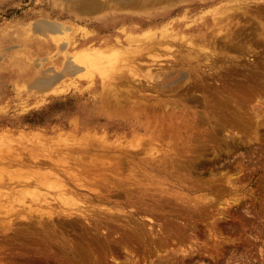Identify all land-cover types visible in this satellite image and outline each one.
Segmentation results:
<instances>
[{"label": "rangeland", "instance_id": "obj_1", "mask_svg": "<svg viewBox=\"0 0 264 264\" xmlns=\"http://www.w3.org/2000/svg\"><path fill=\"white\" fill-rule=\"evenodd\" d=\"M72 1L0 0V264H264V0Z\"/></svg>", "mask_w": 264, "mask_h": 264}, {"label": "bare ground", "instance_id": "obj_2", "mask_svg": "<svg viewBox=\"0 0 264 264\" xmlns=\"http://www.w3.org/2000/svg\"><path fill=\"white\" fill-rule=\"evenodd\" d=\"M72 1V0H71ZM80 3H81V7L83 8V9H92V10H94V11H96L97 12V10L100 12V9H103V8H105V6H107V5H104L103 3H101V2H99V0H78ZM107 1H109V0H107ZM113 1V0H112ZM73 2V1H72ZM106 2V1H105ZM79 3V4H80ZM119 5L120 6H124V7H139L140 6V0H120L119 2ZM117 3V4H118ZM71 4V3H70ZM107 4V3H106ZM116 4V5H117ZM73 5V4H72ZM119 6V7H120ZM77 7H79L78 5H77ZM80 7V8H81ZM74 8V7H73ZM131 8V9H132ZM146 8V7H145ZM259 9V8H258ZM74 10V9H73ZM79 10V9H78ZM85 10V11H86ZM75 11V10H74ZM81 11H83V10H81ZM84 11V13H86ZM78 12V11H77ZM263 12V11H262ZM91 13H93L92 11H91ZM264 13V12H263ZM80 14V13H79ZM95 14V13H94ZM92 15V14H91ZM127 17V16H126ZM125 17V18H126ZM124 19V18H123ZM112 21V20H111ZM121 21V20H120ZM43 22H45V21H43ZM51 22H53V21H51ZM113 22V21H112ZM116 22V21H115ZM123 22V21H122ZM116 24V23H115ZM125 24V23H124ZM60 25V24H59ZM59 25H57V24H51V23H39V24H37V25H35V27H36V30L37 31H40V32H42V33H46V32H48V31H52V32H56V33H61V32H63V29H62V26H61V28L59 27ZM126 25V24H125ZM33 26H34V24H33ZM59 27V28H58ZM123 29H125V28H123ZM35 30V29H34ZM130 30V29H129ZM132 31V30H131ZM125 32V31H124ZM49 33H51V32H49ZM53 33V34H54ZM63 33H65V32H63ZM62 34V33H61ZM66 34V33H65ZM45 35V34H44ZM46 36V35H45ZM61 38V37H60ZM135 39V38H134ZM133 39V40H134ZM131 40V39H130ZM136 41V40H135ZM34 43V42H33ZM38 43V42H37ZM64 44V43H63ZM63 46V45H62ZM63 48V47H62ZM104 51L103 50H100V49H98V50H94V51H85V52H82V53H80V54H78V57L79 58H81V59H83V60H88V61H91L92 59H96L97 61H99L100 63H103V62H106V60H105V58L104 57H102V53H103ZM67 57H69V55L67 56ZM75 59H76V56H74V57H70L69 58V64L66 66V68H67V71H70V73H72V74H75V73H79V71H81V70H83L84 69V66L82 67V65H79L78 63H76V61H75ZM104 64V63H103ZM21 65H23V64H21ZM65 65H66V63H65ZM65 68V69H66ZM64 70V69H63ZM47 72H49V71H47ZM54 72V71H53ZM63 72V71H62ZM62 72H60V73H62ZM64 72H65V70H64ZM51 73V72H50ZM55 74H57L56 73V70H55V72H54ZM69 73V72H68ZM134 74V73H133ZM50 75V74H49ZM55 76V75H54ZM65 76V75H64ZM55 81V78H53V79H42L41 81H39V85H41V86H46V85H48V84H50V83H52V82H54ZM36 84H38V83H36ZM34 85V84H33ZM37 86V85H36ZM111 99V98H110ZM1 152V151H0ZM8 152H10V151H8ZM4 153H6V152H4ZM11 153V152H10ZM4 157V156H3ZM48 183V182H47ZM50 187H51V185L50 184H48ZM9 187V186H8ZM28 192H29V190H27ZM26 193L27 192H25V196H23L24 197V199H25V197L27 196L26 195ZM36 193V192H35ZM3 194V193H2ZM28 194H30V196H31V193H28ZM33 195V194H32ZM38 196V195H37ZM36 196V197H37ZM39 197V196H38ZM23 199V200H24ZM32 199V198H31ZM31 199H29V200H31ZM34 199V198H33ZM37 199V198H36ZM40 199V198H39ZM25 201V200H24ZM27 201V200H26ZM37 201H39V200H37ZM23 203H25V202H23ZM33 203V202H32ZM38 204L40 203V202H37ZM34 204V203H33ZM36 204V203H35ZM40 205V204H39ZM31 206V205H30ZM29 207V206H28ZM21 209V208H20ZM33 209V208H32ZM83 258H84V260H85V258L86 257H84V256H82Z\"/></svg>", "mask_w": 264, "mask_h": 264}]
</instances>
